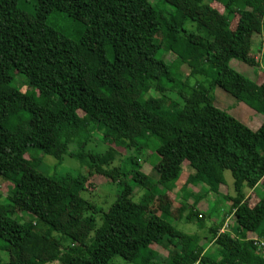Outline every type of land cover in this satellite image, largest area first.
I'll return each mask as SVG.
<instances>
[{
	"label": "trees",
	"instance_id": "16d2710c",
	"mask_svg": "<svg viewBox=\"0 0 264 264\" xmlns=\"http://www.w3.org/2000/svg\"><path fill=\"white\" fill-rule=\"evenodd\" d=\"M53 13L82 35L71 40L50 26ZM259 34L264 0H0V177L13 185L0 210V264H114L115 257L161 264L153 244L169 252L166 264H264L247 241L264 238V193L252 205L245 196L259 186L264 192V121L251 130L213 95L218 87L264 118V78L256 84L229 66L247 61ZM190 53L202 65L184 77ZM107 133L132 151L129 169L112 148L87 149L93 135ZM152 140L167 166L155 180L138 158ZM68 155L116 187L107 209L84 196L85 172L44 174L46 156L60 164ZM185 164L215 198L210 213L227 200L230 172L231 231L212 224L210 213L206 225L184 204L179 212L189 208L186 220L206 230L185 241L168 204L160 214L147 211Z\"/></svg>",
	"mask_w": 264,
	"mask_h": 264
},
{
	"label": "rangeland",
	"instance_id": "374dc122",
	"mask_svg": "<svg viewBox=\"0 0 264 264\" xmlns=\"http://www.w3.org/2000/svg\"><path fill=\"white\" fill-rule=\"evenodd\" d=\"M149 1L151 4L155 5L157 4L158 0ZM217 8L221 12L223 11L220 7ZM256 15L261 16L260 14ZM48 24L59 30L62 34H64L71 40L78 39L83 32L81 26L73 23L69 18L61 13L51 14L48 18ZM231 27H233V25ZM189 58H191L192 60L187 62V67H181L180 69L184 77L189 75L190 70L199 69L202 65L200 54L190 53ZM263 62L264 37L259 34L254 35L252 39L251 54L247 57V61L245 63H242L237 60H231L229 62V66L231 69L247 77L254 83L259 84L264 78V71L262 70ZM14 87L18 88L22 92L26 90L24 80L21 76H16ZM213 95L214 104L217 108L226 111L238 121L246 124L247 127H249L251 130L256 131L264 121V118L261 115L255 113L251 108L246 106L244 103L237 101L231 95L227 94L220 88H215ZM80 115L83 116V114L81 113ZM149 143V146L147 148H144L139 154L135 152V156H137L138 154V158L141 162V171L155 180L159 178V176L165 171L167 166L166 162L163 160H159L158 156L155 154L154 147L155 144H157L156 140L149 141ZM110 148L118 153L116 158H118L120 163L123 165L127 161L128 157L132 155L131 150L117 146L113 140L112 134L110 133L105 134L104 137L100 135H93L87 149H91V151L94 153H104ZM69 150L70 154L72 152H76L75 145H71L69 147ZM43 160L45 175L58 177L60 175H63L64 173L72 172V174H83L85 172L88 179L86 182L87 193H85L84 196L90 202H93L97 206L102 207L103 209H107V207L115 200L114 196L116 195V187H113V185L110 184L107 185V181L102 176L88 174L86 166H84L81 162L75 160L73 156L68 155L64 157L62 163L60 164H56V161L49 156H46ZM32 165L36 164L32 163ZM129 166V164L124 165V167L127 169H129ZM224 180L226 183L224 192L227 193V200L224 203L219 202L218 204H216L215 211L210 213V210L212 211V208L215 205V198L212 195L206 193V189L203 186L200 177H198L197 173L193 169L189 168L188 165L185 164L184 167H182V175L175 182L173 189L168 186L163 198L156 199L154 206L146 210L151 213L160 214V209L165 204H168L170 206V214H172L171 216L173 219L171 221L172 225L175 227V229L182 232V234L184 235L183 240L185 241L187 240L186 236L195 233L203 236L206 230L203 228H199L196 223L188 222L186 220V216L189 213V208H186V210H183V212L181 213L179 212L181 205L184 204H192L194 210H196L200 214V217L204 214V220H206V217H209L206 214L210 213V218L208 219L212 224L220 226L222 228V231H231L233 220L231 215L229 214L231 203L228 201V198L229 196L231 197V195H234V193L232 189L233 180L230 172L226 171L224 173ZM131 184L134 183L131 182ZM12 186V183H10L9 181H5L0 177V210L2 211H4L5 200L9 198V191ZM257 188L256 190H245L246 202H248V204L250 205L256 202V196L259 199V196L264 193L262 187L259 186ZM142 192L143 191L141 189H138V187L135 188L133 194V200L135 202H139ZM185 194L187 197H185ZM15 211L18 214V217L21 218V220L24 221L29 219V216L21 212L18 208H16ZM209 221L206 220L205 224L210 225ZM152 248H154V250L159 254L158 261L161 264H166L169 252L162 248V246L160 245L153 244ZM113 263L127 264L118 257H115L113 259Z\"/></svg>",
	"mask_w": 264,
	"mask_h": 264
},
{
	"label": "built area",
	"instance_id": "2783aa9c",
	"mask_svg": "<svg viewBox=\"0 0 264 264\" xmlns=\"http://www.w3.org/2000/svg\"><path fill=\"white\" fill-rule=\"evenodd\" d=\"M247 240L252 243L257 254L264 258V238L259 237L258 235H254Z\"/></svg>",
	"mask_w": 264,
	"mask_h": 264
},
{
	"label": "crops",
	"instance_id": "0c3cea01",
	"mask_svg": "<svg viewBox=\"0 0 264 264\" xmlns=\"http://www.w3.org/2000/svg\"><path fill=\"white\" fill-rule=\"evenodd\" d=\"M246 125V124H245ZM258 189V188H257ZM254 190H256V189H254Z\"/></svg>",
	"mask_w": 264,
	"mask_h": 264
}]
</instances>
